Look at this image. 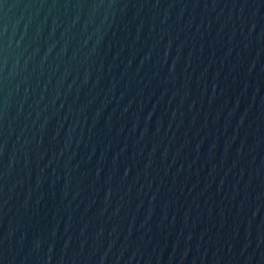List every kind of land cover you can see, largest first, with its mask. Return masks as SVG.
<instances>
[{
  "label": "water",
  "instance_id": "95a60500",
  "mask_svg": "<svg viewBox=\"0 0 264 264\" xmlns=\"http://www.w3.org/2000/svg\"><path fill=\"white\" fill-rule=\"evenodd\" d=\"M0 264H264V0H0Z\"/></svg>",
  "mask_w": 264,
  "mask_h": 264
}]
</instances>
